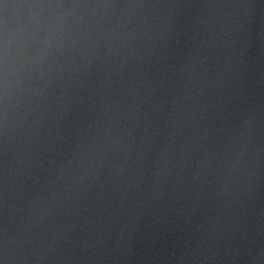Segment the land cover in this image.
<instances>
[{"label":"water","instance_id":"1","mask_svg":"<svg viewBox=\"0 0 264 264\" xmlns=\"http://www.w3.org/2000/svg\"><path fill=\"white\" fill-rule=\"evenodd\" d=\"M0 264H264V0H0Z\"/></svg>","mask_w":264,"mask_h":264}]
</instances>
